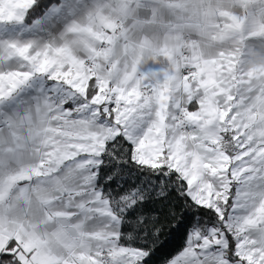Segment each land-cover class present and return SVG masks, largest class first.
Returning a JSON list of instances; mask_svg holds the SVG:
<instances>
[{"label": "snow or ice", "instance_id": "6c2138e0", "mask_svg": "<svg viewBox=\"0 0 264 264\" xmlns=\"http://www.w3.org/2000/svg\"><path fill=\"white\" fill-rule=\"evenodd\" d=\"M0 264H264V0H0Z\"/></svg>", "mask_w": 264, "mask_h": 264}]
</instances>
